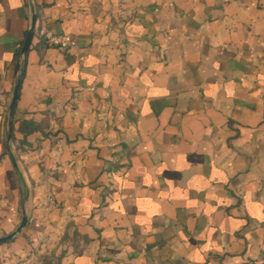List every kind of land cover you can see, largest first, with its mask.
<instances>
[{"label": "crops", "instance_id": "0c3cea01", "mask_svg": "<svg viewBox=\"0 0 264 264\" xmlns=\"http://www.w3.org/2000/svg\"><path fill=\"white\" fill-rule=\"evenodd\" d=\"M24 207L0 264H264V0H0V238Z\"/></svg>", "mask_w": 264, "mask_h": 264}, {"label": "water", "instance_id": "95a60500", "mask_svg": "<svg viewBox=\"0 0 264 264\" xmlns=\"http://www.w3.org/2000/svg\"><path fill=\"white\" fill-rule=\"evenodd\" d=\"M35 25H36V18H35V16H33L30 29L27 33V37H26V40H25L23 48H22V55H25L30 48L31 41H32V38L34 36ZM19 65L20 64H17L16 74L19 71ZM19 87H20L19 82H16L14 89H13L12 99H11V103H10V107H9L8 120H7V140H8V142L11 141L12 120H13V115H14V111H15V107H16ZM27 223H28V217H27L26 209L24 207L22 210L21 222H20L18 228L13 233H11L5 237L0 238V244L7 243V242L13 240L17 235H19L23 231V229L27 226Z\"/></svg>", "mask_w": 264, "mask_h": 264}, {"label": "built area", "instance_id": "2783aa9c", "mask_svg": "<svg viewBox=\"0 0 264 264\" xmlns=\"http://www.w3.org/2000/svg\"><path fill=\"white\" fill-rule=\"evenodd\" d=\"M45 42L50 46H57L59 48H68L73 42L70 37H64L60 35H54L52 33H45L44 35ZM262 252L264 253V245L261 247Z\"/></svg>", "mask_w": 264, "mask_h": 264}]
</instances>
